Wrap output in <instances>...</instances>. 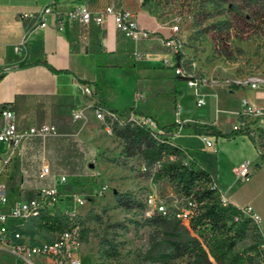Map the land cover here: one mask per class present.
<instances>
[{
    "label": "rangeland",
    "instance_id": "obj_1",
    "mask_svg": "<svg viewBox=\"0 0 264 264\" xmlns=\"http://www.w3.org/2000/svg\"><path fill=\"white\" fill-rule=\"evenodd\" d=\"M124 5L135 15L139 11L144 12L148 22L156 25L151 30L163 38L172 34L173 26H179L184 68L196 81L198 94L186 81L181 84L185 92L177 103L180 107L177 117L187 120L209 111L214 113L217 104L221 111L217 113L218 121L222 125L224 112L234 122L233 118L237 121L236 115L244 105L252 107L260 113L252 114L243 121L253 132L256 145L264 154V83L256 88L251 86L257 79L264 82V0H124ZM131 46L130 53L133 54L132 43ZM150 46L141 50L140 56L124 67H120L123 63L119 61L116 68H100L96 78L104 86L107 100L112 106L124 109L134 105L149 114L157 113L171 118L177 113L171 93L174 87L172 80L176 75L175 64L179 59L158 44L151 43ZM171 56L173 58L170 60ZM102 61L111 64L114 60L106 62L102 58ZM214 92L217 93L216 97L212 96ZM199 96L206 100V104L200 108L194 102V98ZM88 109L87 118L81 112L82 117L73 120L76 122L73 134L77 136L73 138L78 144L77 148L88 158L85 170L76 172L74 175L78 176L72 178L69 168L73 164L68 162L75 163L76 158L51 155L49 150L52 147L64 151L61 149L64 146L62 141L56 144L44 142L39 146L45 151L42 154L25 157L20 150L1 178L7 184L9 199L17 197L21 186L48 187L56 183L61 175H66L70 179L71 191L86 202L80 207L72 201L63 203V210L75 214V220L83 231L80 257L84 264H156L149 256L151 252L156 255L165 247L164 235L160 229L143 227L142 224L159 213L161 207L170 217H177V202L172 189L166 183L153 184L142 159L126 160L121 156L122 142L113 132L108 133L107 128H113L117 122H124L127 118H111L103 110L104 119L98 120L96 112L101 108L95 104ZM62 131L66 130L59 127L58 134L42 139L59 136ZM176 142L184 147H200L191 151L192 157L206 163L209 169L215 167L214 148L204 146L203 140H192L183 133L176 137ZM220 152H223L222 148ZM225 152L224 155L230 157L229 148ZM259 158L264 164L260 155ZM56 159L58 177L39 179L36 167L41 169L48 165L51 169L49 162ZM260 174L256 175V180H264V171ZM244 182L237 180L233 190L239 192ZM254 182L255 177L247 184L249 186ZM117 193H131L138 207L131 211L117 207ZM241 201L243 207L250 205L264 211V190L260 194L252 192L250 195L242 192ZM261 219L259 225L264 234V213ZM37 222L26 223L23 230L28 234L41 232L40 237L45 239L54 238L56 230H39ZM4 263L15 264V261L8 254L0 253V264Z\"/></svg>",
    "mask_w": 264,
    "mask_h": 264
},
{
    "label": "crops",
    "instance_id": "obj_2",
    "mask_svg": "<svg viewBox=\"0 0 264 264\" xmlns=\"http://www.w3.org/2000/svg\"><path fill=\"white\" fill-rule=\"evenodd\" d=\"M80 5H87L94 11L103 10L109 5L126 9L124 0H0V110L3 109V106L8 105V108L16 114L17 120L23 128L51 124L58 130L59 127L66 130L62 131L61 135L50 137L47 140L40 137L28 138L21 146L22 154L25 157L45 152L39 148L44 142L56 144L58 141L64 143L61 148L64 151L52 147L49 150L51 155L58 158L61 155H66L69 146L76 142L73 138L76 122L71 117V111H80L87 118L88 108L95 104L98 106L95 83L100 84L96 78L99 69L102 67L116 68L119 61L123 63L120 67H124L126 63L134 59L130 53L131 43L115 30L111 20L101 26L69 27L64 32H60L54 17L50 16L46 20V26H40L43 22L40 20V14L45 7L52 6L57 11L66 12ZM23 14H27V17L21 20L20 17ZM29 15L33 17H28ZM136 17L139 24L146 29L151 30L156 26L148 22L147 15L142 11H139ZM16 48H20V51L17 52ZM102 58H105L106 62L112 59L114 61L111 64L105 63ZM172 58L171 56L169 59ZM40 61L65 73L53 72ZM161 75L168 74L162 73ZM81 81L88 83L83 84ZM183 82L177 81L176 75L172 80L173 90L175 87L180 90L176 99L177 103L185 92L181 88ZM100 85L104 88L102 84ZM84 88L90 89V95L84 94ZM216 92L212 96L216 97ZM107 98L106 94L105 100L109 103ZM196 101L197 98H194L195 103ZM133 107L135 106L133 105ZM173 107L175 110L174 104ZM179 112L180 107L177 113H174L175 116H171V118H164L157 113L154 115L161 116L167 122L173 119L184 123L192 121L215 122L221 131H225L227 125L233 130L232 127L236 124V118H233L234 122H232V119L230 120L226 116V112L223 113L225 118L223 124H219L217 113L221 111L217 104H215L214 113L209 111L205 115L189 117L187 120L179 119L177 117ZM183 133L191 137L192 140H203L202 136H196L192 129H181L173 138L174 143L190 151L198 150L200 147H184L176 142V137ZM209 138L214 140L211 148H214L216 154V165L209 169L203 161L198 162L210 172L226 200L242 210L251 207L261 224V215L264 213L262 209L258 211L250 205L246 207L241 205L242 192L250 195L252 192L260 194L264 190V180L260 178L256 180V175L264 171V164L259 158L255 145L247 136H234L230 139ZM32 145L33 147H31ZM204 146H206L205 143ZM3 148V146L0 147V151ZM221 148L223 152H220ZM226 148L230 150V157L224 155ZM78 151L82 158L74 170H85L87 155L83 154L80 149ZM47 153L49 154L48 150ZM245 161L251 163L253 171L248 182L250 183L254 177L255 182L251 184L252 186H248V182H244L239 188L242 192H236L233 190V185L238 180L239 165ZM49 164L51 166L50 176L58 177V159L50 161ZM36 168L37 174H39L40 167ZM77 176L72 175V178ZM66 188L71 190V186ZM17 223L19 222L11 224Z\"/></svg>",
    "mask_w": 264,
    "mask_h": 264
},
{
    "label": "trees",
    "instance_id": "obj_3",
    "mask_svg": "<svg viewBox=\"0 0 264 264\" xmlns=\"http://www.w3.org/2000/svg\"><path fill=\"white\" fill-rule=\"evenodd\" d=\"M179 58V56L177 57ZM45 65L46 62L40 61ZM25 66V65H22ZM47 67L56 73L51 66ZM177 81H185L181 75H176ZM87 84L86 81H81ZM98 106L101 110L124 119L117 122L112 132L122 142L121 156L128 160L140 158L145 163L146 174L152 183H166L177 202V217L156 213L147 218L143 227L160 229L164 235L165 247L156 255L150 254L156 264H264V234L258 222L252 216L245 215L242 209L228 200L223 201L222 193L215 180L196 159L189 149L175 144L173 138L181 129H192L196 136H207L216 139H230L234 136H247L255 145L260 157L263 152L258 149L253 132L248 126L231 130L227 125L221 131L215 122L192 121L178 122L175 119L164 121L159 115L145 113L135 107L118 109L106 100L104 88L95 83ZM180 90L175 87L171 93L172 102L178 111L176 99ZM8 105L3 106L7 108ZM133 115V117L131 116ZM150 119L155 128L146 120ZM61 138V137H59ZM74 140V139H72ZM74 142L69 146L66 155L76 158V162H68L71 174L79 165L81 154ZM78 149V150H77ZM65 155V154H64ZM63 160V159H62ZM74 161V158H71ZM75 166V167H74ZM116 204L119 208L131 211L138 207L131 193H117ZM187 213V219H179L178 215ZM40 229L60 230L66 225V218L42 217L36 220ZM83 233V231H82ZM41 232H31V236ZM84 241V235H82Z\"/></svg>",
    "mask_w": 264,
    "mask_h": 264
},
{
    "label": "built area",
    "instance_id": "obj_4",
    "mask_svg": "<svg viewBox=\"0 0 264 264\" xmlns=\"http://www.w3.org/2000/svg\"><path fill=\"white\" fill-rule=\"evenodd\" d=\"M54 17L56 26L60 32H64L69 27L91 28L92 26H101L106 21L111 20L115 30L134 46L133 58L140 56L141 50L149 49L151 43L158 44L162 48L167 49L179 61L175 64V74L185 78L188 86L194 89L198 94L197 83L184 68L183 42L179 38V26L175 25L171 28V35L163 38L155 31H151L142 27L136 15L130 10L117 8L113 5L107 6L103 10L94 11L87 5H80L66 12L57 11L52 6L45 7L41 14V27L46 26L48 17ZM27 14H23L20 18L25 19ZM28 17H33L29 15ZM19 52L20 48H16ZM250 83L249 81L247 82ZM264 83L257 79L251 83L252 88ZM89 88H84V94L90 95ZM196 104L202 107L206 104L200 96L197 98ZM260 113L252 107L243 106V109L237 113L236 124L233 130L245 127L243 119L246 117ZM111 118L116 117L114 114L108 113ZM71 117L74 121L82 117L80 111H73ZM98 120L104 119V111L96 112ZM0 147H4L0 151V253L8 254L14 259L15 264H84L80 257L82 245V230L80 224L75 220V214H69L64 208L63 203L74 202L76 206L85 205V199L74 194L67 189L70 181L67 176H61L56 183L48 187L26 188L21 186L17 197L14 200L9 199L7 184L2 181V176L6 173L13 160L17 157L21 150L22 144L31 137L45 138L47 136L58 134V128L51 124H44L40 127L31 126L23 128L20 126L16 114L7 108L0 110ZM155 128V124L150 120H146ZM108 133L112 134L111 126L107 128ZM207 147H213V142L207 136H202ZM252 166L249 161L242 162L239 165L238 180L246 181L252 175ZM51 170L48 165L41 167L38 174L39 179L50 177ZM60 186L64 188L61 189ZM223 201L226 198L223 197ZM245 215H250L259 223L251 207L242 210ZM159 213L166 215L167 212L163 207ZM63 216L66 218V225L58 230L54 238L45 239L40 235L31 236L26 233L23 228L26 223L36 221L42 217L55 218ZM179 219H187V213L178 215ZM15 220L19 223L11 224L10 221Z\"/></svg>",
    "mask_w": 264,
    "mask_h": 264
}]
</instances>
